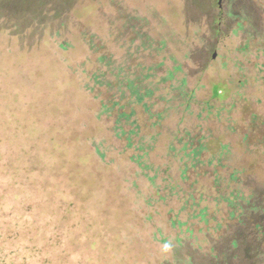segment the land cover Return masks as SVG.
Wrapping results in <instances>:
<instances>
[{"label":"trees","instance_id":"trees-1","mask_svg":"<svg viewBox=\"0 0 264 264\" xmlns=\"http://www.w3.org/2000/svg\"><path fill=\"white\" fill-rule=\"evenodd\" d=\"M91 1L99 5L102 34L92 30V24L78 26L75 35L83 40L88 56L98 54L97 60L88 57L68 68L75 89L88 102L80 125L98 120L102 135L81 144L91 167L96 160L121 161L122 190L129 198L124 203L141 217L129 222L126 236L112 233L111 241L104 235L96 240L107 242L106 251L118 248L121 257L129 253L134 260L139 258L137 264H194L195 259L235 264L243 252L264 260V179L254 178L253 164L250 170L233 168L231 143L216 135L221 131L216 122L222 121L225 108L214 100H198L186 77L179 75L180 66L169 68L155 82L169 61V54L162 56L168 44L165 36L156 33L145 16L130 14L122 0ZM0 13V24H6L1 9ZM6 27L12 35H20L28 52L50 46L53 54H59L72 47L57 39L60 31L47 33L48 44L42 35L32 37ZM113 29L119 56L112 51ZM66 36L71 38L73 30ZM22 74L29 92L16 86L18 79L8 85L33 113L40 112V122L31 120L39 136L19 140L14 130L0 128V264H116L103 249H89V241L78 234L80 222L70 223L71 217L85 221L95 212L104 217L102 228L111 223L107 204L92 200L91 193L81 204L77 185L68 183L75 177L69 179L67 174L80 161L68 160L67 129L78 126L72 125V118L42 114L43 103L49 104L50 112L55 105L43 99L48 82L34 89L36 77ZM161 83L166 84L165 93L157 94ZM216 92L218 99L220 90ZM3 115L8 114L2 112L0 120ZM252 117L241 129L227 120L223 130L239 133L242 147L251 155L260 151L264 160V136L260 137L264 120L259 125ZM65 223L73 226L68 233Z\"/></svg>","mask_w":264,"mask_h":264},{"label":"rangeland","instance_id":"rangeland-1","mask_svg":"<svg viewBox=\"0 0 264 264\" xmlns=\"http://www.w3.org/2000/svg\"><path fill=\"white\" fill-rule=\"evenodd\" d=\"M122 1L130 14L148 18L150 24L155 26L156 33L165 36L167 40L168 44L162 56L169 54V61L165 63L163 71H159L155 82H158L169 68L180 66L182 71L179 75L183 74L186 77L188 88L196 91L198 100H214V104L225 108L222 121L216 120L217 128L221 130L216 132V135L231 143L233 168L251 169L255 165L252 169L255 173L254 178L264 179V160L260 151L251 155L240 144L239 133L229 134L223 130L227 120L237 129L250 123L253 115L256 116L259 125L264 120V0H223L221 8L219 0ZM0 9L2 14H5L3 23L21 33L29 32L32 37L42 35L44 37L42 40L49 44L47 33L60 31L61 35L57 39L72 43L68 52L61 50L59 54H53L50 46L28 52L20 42V35H12L10 30L6 31L8 29L6 24H0V114L2 112L8 114L1 117V130L8 133L14 130L19 135V140L25 137L29 141H34L38 138L39 134L33 129L34 123L31 120L40 122V112L37 115L26 107L16 96V90L8 83L18 79L19 83H16V86L29 92L23 71L29 72L30 76H35L38 80L37 88L34 89L45 87L48 82L45 88L48 91L43 95V99L49 103L54 102L52 108L57 109L51 108L50 112L49 104L43 103L41 113L72 118V125L78 126L76 130L67 129L68 145L71 148L67 155L68 160L80 161L72 172L67 174L69 179L75 177L68 183L77 185L76 196L81 204L88 200L91 193L92 200L99 204H107L111 212L109 215L111 223L104 228L100 222L104 217H99V212H95L94 217L85 218V221L83 218L77 217L74 220L71 217L70 223L80 222L76 225L78 234L89 241L87 245L89 249L93 246L103 249L104 254L114 256L116 264H137L139 258L134 260L129 253L121 257L118 248L111 252L106 251L107 242L103 238L111 241L109 235L112 233L125 235L124 229L129 222L141 217H136V214L126 207L125 203H129V198L122 190L123 170L118 171L121 161L105 164L96 160V165L91 167L85 147L81 143L102 133L98 120L88 121L85 117L84 120L88 123L85 126L80 125L88 102L83 93L75 89L72 75L71 77L69 75L68 65L79 63L88 57L97 60L98 54L88 56L83 40L77 38L75 33L78 26L84 29L93 24L91 29L102 34L103 27H100L97 15L99 5L91 0H0ZM108 10L112 12V8ZM71 29L73 36L69 38L66 33ZM116 32L115 29L111 31L110 41L113 40L112 51L119 56L122 52L120 48L116 49L117 43L114 41L117 38ZM160 59L159 57L157 61ZM165 85L159 84L160 90L157 94L165 93ZM217 90H220L221 94L218 99ZM71 102L74 103L75 109L71 107ZM230 107L233 109L228 113ZM10 119L11 124L8 122ZM157 129L158 127L150 129L148 134L154 133ZM261 136H264V132H261ZM79 176L84 178L80 179ZM98 208L102 210L101 205H98ZM161 211L164 212V209ZM72 227L68 223L64 225L67 233ZM88 227L91 228L89 231ZM102 235L104 236L101 242H98L96 239ZM192 262L210 264L205 259H195ZM235 264H264V260L260 261L255 259V256L243 252L241 259Z\"/></svg>","mask_w":264,"mask_h":264},{"label":"water","instance_id":"water-1","mask_svg":"<svg viewBox=\"0 0 264 264\" xmlns=\"http://www.w3.org/2000/svg\"><path fill=\"white\" fill-rule=\"evenodd\" d=\"M222 1L223 0H219V6H220V8L222 7ZM215 57V56H214Z\"/></svg>","mask_w":264,"mask_h":264}]
</instances>
